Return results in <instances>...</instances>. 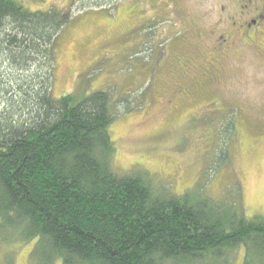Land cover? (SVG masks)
I'll return each instance as SVG.
<instances>
[{"label":"rangeland","instance_id":"rangeland-1","mask_svg":"<svg viewBox=\"0 0 264 264\" xmlns=\"http://www.w3.org/2000/svg\"><path fill=\"white\" fill-rule=\"evenodd\" d=\"M16 1L69 18L51 72L47 59L28 72L1 61L0 85L37 84L45 74L56 99L105 91L118 174L146 172L154 188L175 195L200 187L230 202L239 191L246 217L264 215V21L246 37L244 21L254 13L240 14L242 0ZM10 95L0 88V114ZM33 244L0 240V264H30ZM230 260L243 264L244 250Z\"/></svg>","mask_w":264,"mask_h":264},{"label":"trees","instance_id":"trees-1","mask_svg":"<svg viewBox=\"0 0 264 264\" xmlns=\"http://www.w3.org/2000/svg\"><path fill=\"white\" fill-rule=\"evenodd\" d=\"M68 18L0 0V62L28 72L47 59L51 72ZM43 77L0 85L12 94L0 114L2 242L34 243L30 264H229L239 248L243 264H264V215L246 217L239 191L230 202L200 187L175 195L146 172L118 174L108 93L56 99ZM233 132L229 120L227 142Z\"/></svg>","mask_w":264,"mask_h":264},{"label":"flooded vegetation","instance_id":"flooded-vegetation-1","mask_svg":"<svg viewBox=\"0 0 264 264\" xmlns=\"http://www.w3.org/2000/svg\"><path fill=\"white\" fill-rule=\"evenodd\" d=\"M239 9L241 10L240 14H242V16L243 14L246 16L247 12L249 14L250 10H252V14L254 13V16L250 17L248 21H244V32L247 34L246 37H251L253 29H257L256 27L261 21H264V1L262 0L258 3L256 0H244V2L242 0V2L240 1ZM242 26L243 24H240V27Z\"/></svg>","mask_w":264,"mask_h":264}]
</instances>
